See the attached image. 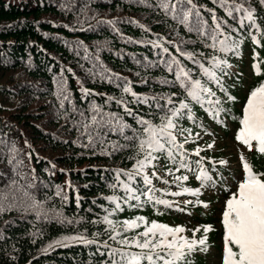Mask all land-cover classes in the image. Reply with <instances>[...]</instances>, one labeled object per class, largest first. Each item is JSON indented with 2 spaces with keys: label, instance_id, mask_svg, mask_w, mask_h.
I'll return each mask as SVG.
<instances>
[{
  "label": "trees",
  "instance_id": "1",
  "mask_svg": "<svg viewBox=\"0 0 264 264\" xmlns=\"http://www.w3.org/2000/svg\"><path fill=\"white\" fill-rule=\"evenodd\" d=\"M161 3L0 0V264H112L119 259L111 255L122 248L119 241L144 230V225L124 230L131 213L183 227L181 235L189 239L204 237V227L210 226L206 249L190 253L184 264H208L212 251L223 259L222 212L243 178V167L241 156L234 169L222 165L217 162L222 152L206 146L230 135L239 143L235 137L243 107L250 92L264 84V0H193L206 26H214L215 16L230 36L233 51L228 53L208 47L211 40L189 32ZM240 5L253 14L252 21L244 19L243 10L228 15ZM213 56L227 61L223 73L217 70L222 88L208 82L199 67H210ZM180 68L220 100L223 110L216 119L205 110L209 105L186 97L176 82ZM169 98L176 107L182 100L190 103L192 119L175 120L178 143L187 140L188 168L176 171L178 165L160 155L155 167L146 169L152 192L137 176L131 187L140 200L126 201L124 173L142 157L137 143L124 136L140 128L138 117L160 124L172 107ZM123 124L130 129L120 134ZM240 146L253 171L264 173V155ZM200 166L212 177L203 187L196 179ZM183 176L188 179L177 180ZM197 188L211 193L213 201L224 197L220 216L203 213L204 195L192 196L194 205L182 202L190 194L171 195ZM109 197H116L121 209ZM156 199L172 206L156 204ZM105 216L113 225L104 222ZM195 229L200 231L193 237Z\"/></svg>",
  "mask_w": 264,
  "mask_h": 264
},
{
  "label": "snow or ice",
  "instance_id": "2",
  "mask_svg": "<svg viewBox=\"0 0 264 264\" xmlns=\"http://www.w3.org/2000/svg\"><path fill=\"white\" fill-rule=\"evenodd\" d=\"M189 5L185 8L183 5ZM161 7L165 12L173 13V18L177 19L181 24L188 28L189 32L195 31L198 35L211 40L212 43L207 45L221 53L233 51V42L230 36L226 35L222 30L221 23L213 16V25L206 26V22L199 18V12L196 10V5L193 0H176L171 3V0H162ZM246 11L244 19L252 21L253 14L250 11L243 9V5L237 6L228 12L232 16L233 11ZM190 17L196 19L190 22ZM223 37V38H221ZM258 43V41H255ZM165 53L168 52L164 48ZM181 55H185L181 53ZM187 59L193 60L194 63H199L193 59L192 54H187ZM174 63H179L174 61ZM224 65L227 67V61L213 56L210 67H205L200 63V70L207 77L208 82H214L222 88L217 70L224 72ZM259 72V65H254ZM171 71V68L169 69ZM226 74V73H225ZM176 82L179 87L184 90L186 97L190 98L191 102L204 107L206 104L210 107L205 110L216 119L223 110L219 99H213L215 93L210 87H207L200 79H194L189 71L180 68L176 73ZM125 92H131L130 88H125ZM135 95V93H133ZM228 99H234L229 96ZM169 108L168 113L162 116L160 124H154L151 120L138 117L137 122L140 128L132 129L131 136H124L125 140H133L138 145L137 156L142 157L136 160L133 170L124 175L127 176L128 182H121V186L125 190V200H140V195L136 194V190L131 187V183L135 181L137 176H142L143 183L148 187V192H152L150 187L153 183L146 169L155 167L154 161L159 159L160 155H164L173 164L178 165L176 171L188 168L187 153L183 150L184 143H178L176 134L175 120L183 115H187L188 119H192L190 103L180 101L179 107L174 105L171 98L167 101ZM157 107H160L157 105ZM187 110V113L185 112ZM132 115V113H129ZM96 121V117H93ZM239 131L235 139L244 145L249 151L255 150L259 154L264 155V84L256 87L250 92L246 104L243 107L242 118L239 120ZM125 129H130V126L123 124L118 129L120 134H124ZM213 145H208V148ZM200 151L197 150L195 155L199 156ZM243 178L238 182L235 192H232L228 200L225 202V207L222 212V226L224 230V254L222 264H264V173L253 171L252 165L248 163L243 155H241ZM220 163H226L221 161ZM200 165V162H197ZM191 170V169H189ZM171 171V170H169ZM119 175V173H118ZM151 176H156L153 171ZM188 179L187 176L177 177V180ZM196 179L201 182V187L212 181V177L208 175L207 170L202 166L199 168V174ZM167 183V181H165ZM198 196L200 189H184L183 192H173L171 195L180 196L183 194ZM143 195V193H141ZM116 197H109V200L116 204V209H121L120 203L116 202ZM147 199L152 201L154 197L148 195ZM156 204H162L167 207L172 205L166 200H155ZM207 207V205H204ZM104 222L108 225H113V221L104 217ZM144 225V230L137 233L131 240L123 238L119 241L122 248L113 250V257L119 255V259H114L112 264H184L187 256L197 249L203 251L206 249L207 233L211 231L210 226L204 227V237L200 239H189L180 235L185 231L183 227H170L165 224H160L155 221L148 222L143 217H137L135 220H126L123 222L124 230H134ZM200 229L193 230V237ZM120 233L113 235L111 239H116ZM72 239H80L84 243H93V241L85 240L83 237H74ZM137 248L138 252L124 251V248Z\"/></svg>",
  "mask_w": 264,
  "mask_h": 264
},
{
  "label": "rangeland",
  "instance_id": "3",
  "mask_svg": "<svg viewBox=\"0 0 264 264\" xmlns=\"http://www.w3.org/2000/svg\"><path fill=\"white\" fill-rule=\"evenodd\" d=\"M208 145L206 146L207 148H208ZM211 145H213V147H211L212 150L222 152V157L220 161H217V162L225 161L226 163H223V164L221 163V164L228 165V167H233V169L235 168L234 166H238L237 160L239 159L241 154H243L244 150L241 149L242 147L240 146L239 143L233 141L231 135L226 138L224 137L215 138V140L213 141V143H211ZM202 195L207 197V202L205 203L207 207L205 206L203 207L202 209L203 213L206 214V213L211 212L215 214L217 217L220 216L219 211L222 209V200L224 199V197L219 195L218 200L213 201L211 200L213 199L212 197L213 195H211V193L200 191L199 196H202ZM192 196L193 195H190V197L184 198L182 202L184 203L192 202V205H194L195 203H194V199ZM178 207H180V205H178ZM127 217L129 220H135L137 217H143L146 221L151 222V220L146 218V215L143 213H131L127 215ZM222 261L223 259L220 261L217 257H215V254L213 251L208 256V264H222Z\"/></svg>",
  "mask_w": 264,
  "mask_h": 264
}]
</instances>
